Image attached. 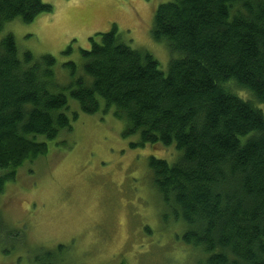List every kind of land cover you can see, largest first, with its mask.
Listing matches in <instances>:
<instances>
[{
  "label": "trees",
  "instance_id": "1",
  "mask_svg": "<svg viewBox=\"0 0 264 264\" xmlns=\"http://www.w3.org/2000/svg\"><path fill=\"white\" fill-rule=\"evenodd\" d=\"M52 8L0 0V31ZM151 34L176 54L167 73L114 24L81 49L84 74L74 61L63 64L67 83L55 56L21 54L11 33L0 39V194L73 130L70 92L85 113L104 108L124 120V135L140 136L132 147L181 151L175 163L151 157L149 166L158 195L185 223L183 241L200 253L197 264H264V0L162 2ZM26 244L25 229L11 227L0 209L1 250ZM67 247H36L32 262L65 264Z\"/></svg>",
  "mask_w": 264,
  "mask_h": 264
},
{
  "label": "rangeland",
  "instance_id": "2",
  "mask_svg": "<svg viewBox=\"0 0 264 264\" xmlns=\"http://www.w3.org/2000/svg\"><path fill=\"white\" fill-rule=\"evenodd\" d=\"M44 1L52 11L6 23L0 39L11 33L21 54L55 56L63 83L69 82L63 64L74 61L84 74L81 49L114 24L165 73L176 56L151 34L158 5L169 0ZM67 93L69 115L78 113L73 130L50 141L48 156L26 163L0 194L6 222L24 228L29 243L7 253L0 248V264H35L34 248L58 244L68 246L65 264H197L200 253L183 241L185 223L158 195L149 166L151 157L175 163L181 151L174 144L132 147L139 134L124 135L125 121L112 110L87 114Z\"/></svg>",
  "mask_w": 264,
  "mask_h": 264
}]
</instances>
